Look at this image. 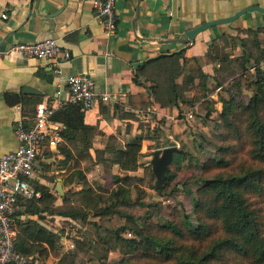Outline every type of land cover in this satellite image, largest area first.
Segmentation results:
<instances>
[{
	"label": "crops",
	"instance_id": "1",
	"mask_svg": "<svg viewBox=\"0 0 264 264\" xmlns=\"http://www.w3.org/2000/svg\"><path fill=\"white\" fill-rule=\"evenodd\" d=\"M251 7L264 10V0H117V29L107 33L95 15L91 0H0V157L18 146L14 135L17 121L25 119L29 124L40 104L53 108L54 112L61 110L68 100L63 80L84 74L94 82L99 95L109 94L114 100L102 102L98 96L84 114V123L90 129L85 140L89 146L86 144L88 147L82 153L85 159L80 158V150L76 154L72 149L73 146L84 148L78 140L61 137L58 148L49 152L66 163L77 158L79 161L95 159L100 153L115 167L112 175L135 177L137 170L124 172L112 163L115 154L111 148L123 150L141 140L140 164V159L146 157L145 153L154 144L150 134L157 129L156 125L165 124L171 130L183 131L185 125L181 120H192V109L198 110L201 103L200 100L195 104L198 108L180 113L177 107H163L157 101L159 95H153L151 88H168L173 82L182 91L183 98L194 100L196 92H188L187 88H195L203 73L207 76V93L215 99L212 87L218 69L223 66L218 58L235 59L242 50L239 39L248 32L256 33L259 39L264 37V14L248 12L232 23L203 31L191 43L172 41L199 25L230 18ZM48 38L56 40L59 48L71 55V59L62 64L60 76L43 60H26L7 54L13 45ZM225 40L232 41L226 44ZM29 89L33 91L28 92ZM188 115L192 119H188ZM60 127L62 131L64 127L61 124ZM44 161H49L45 154L38 161L33 187L40 194L47 188L54 200L50 204L45 200L39 203L37 199L22 202L21 215L14 225L23 232L30 222L32 232L43 229L57 234L58 254L40 242L45 254L36 251L30 258L35 264H61L65 256L61 246L68 240L58 226L60 222L75 221L58 215L64 198L59 194L56 198L40 177ZM83 172L85 179H89L90 175ZM56 181L67 192L81 191V184L65 185L61 178ZM25 237V233L22 234L24 241L38 243Z\"/></svg>",
	"mask_w": 264,
	"mask_h": 264
},
{
	"label": "rangeland",
	"instance_id": "2",
	"mask_svg": "<svg viewBox=\"0 0 264 264\" xmlns=\"http://www.w3.org/2000/svg\"><path fill=\"white\" fill-rule=\"evenodd\" d=\"M239 40L242 50L235 59L218 58L223 66L218 69L216 83L212 87V94L216 93L215 99L206 93L207 97L201 99L199 109H192L194 118L189 122L181 120L185 125L183 131H174L165 124L162 126L158 124L157 129L150 134L154 141L153 147L163 149L176 146L184 151L183 155L174 156L169 167V172L174 177L172 181L166 180L160 196L153 189L155 178L148 162L151 160L150 151L145 153L146 157L140 159V167L137 173L133 174L135 177L131 182L135 186L131 194L132 200L138 206L116 207L118 214L130 216L127 221L119 215H103L105 212L94 209L92 193L74 192L73 189L67 192L63 188L64 202L58 208V212L61 214L81 212L87 215L84 221L59 223L58 229L61 228L62 236L68 240L61 246L65 255L61 264H119L122 260L138 264L155 262L156 260L144 256L147 253L138 251L139 248L137 250L129 248L121 240L136 239L142 242L141 238L135 235V231L138 230L158 237L173 236L166 228L169 223L182 231H185V226L189 229L196 228L198 220L195 215V201L201 197L202 186L199 178L210 177L220 172H241L253 165L264 167V163L255 159L251 152L253 148L251 135L246 130L249 121L247 122L248 114L244 107L253 92L240 85L239 80L243 70L251 76L252 82L264 79V37L259 39L256 33L248 32ZM231 41L225 40L226 44ZM206 99L207 104L204 103ZM193 107L198 108L196 105ZM261 117L264 123V111L261 112ZM72 149L77 154L81 148L73 146ZM45 156L49 161L41 163L40 177L48 183V188L54 191L56 198H59L55 191L59 183L56 179L61 178V183L64 181L65 184L70 180L68 170L82 168L90 175L89 179L86 178L85 188L90 187L94 194L101 196L103 198L101 204L111 203L106 198H110L108 194L112 189V177L116 176L112 175L115 167L105 161L100 153L96 154L95 159L79 161L77 159L80 158L76 157L77 159L72 162L69 160L66 164L62 163L64 161H58L50 152ZM219 160L226 161L228 166L224 169L212 167V161ZM255 199L254 206L263 208L264 197L261 195L260 199ZM261 210L260 220L264 222V210ZM204 220L211 225L210 236L203 240L201 237L197 241L189 238L187 241L188 245L199 250H205L212 240L224 237L216 222ZM125 226H128V229L123 231ZM224 260L225 264H254L248 258L236 257L231 252L224 254Z\"/></svg>",
	"mask_w": 264,
	"mask_h": 264
},
{
	"label": "trees",
	"instance_id": "3",
	"mask_svg": "<svg viewBox=\"0 0 264 264\" xmlns=\"http://www.w3.org/2000/svg\"><path fill=\"white\" fill-rule=\"evenodd\" d=\"M206 79L207 76L203 73L200 75V82L195 88L188 86V92H196L197 97L192 99H185L182 97L181 90L172 82L168 88H160L154 86L151 88L153 95L158 96L157 101L163 107H177L181 113L183 110L193 108L195 104L202 98H206ZM240 85H243L249 91L253 92L248 104L244 107V111L248 114L247 131L251 135L253 148L251 150L255 159L264 163V123L262 121L261 112L264 111V79L251 81V76L247 72L240 75ZM181 91V92H180ZM140 96H137L139 98ZM200 97V98H199ZM134 99H132L133 101ZM144 102L145 99L141 97ZM207 99L204 101L207 104ZM86 110L80 105L67 103L61 110L54 112L51 120L55 123L61 124L64 129L61 131V137L67 140H78L83 143L80 149L79 156L85 159L82 155L86 151L89 143L85 140L89 134V127L84 123V114ZM88 144V146L86 145ZM113 164H116L124 172L136 171L140 164V150L141 140H137L127 145L123 150H114ZM157 147L152 145L149 147L150 156ZM108 150V148H107ZM110 151V149L108 150ZM48 153L45 152V154ZM66 164V162H63ZM212 167L216 169H224L228 163L224 160L212 161ZM70 180L65 182V185L76 182L81 184V193L90 192L92 197L93 208L100 212H105L103 215H119L127 221L130 216L118 214L116 207L124 206H138L132 200V192L135 186L131 183L134 181L133 177H112L113 188L108 194V199L111 203L105 204L102 202V197L94 194L90 187L85 188L87 181L84 176L83 169L68 170ZM174 175L167 172V180L172 181ZM202 182L201 197L195 201V215L197 216L198 226L194 229H189L185 226V231L179 229L176 225L169 223L166 228L170 230L173 236L158 237L154 234H144L140 230L135 231V235L141 238L142 242L135 240L124 239L127 247L138 251L147 253L144 255L154 261L146 264H225L224 254L226 252L233 253L236 257L248 258L254 264H264V222H261L260 211L263 208H256L254 206L255 198L260 199L261 195L264 197V167L260 165L248 166L241 172L229 173L220 172L213 176H202L199 178ZM64 182V181H63ZM165 185V184H164ZM164 188V186H163ZM90 193H88L90 195ZM255 199V200H254ZM46 204L53 202L54 198L49 194L47 188L42 189L41 196L36 201ZM21 201L22 202H31ZM256 204V203H255ZM264 204V200H263ZM21 215L18 212L13 216L11 224L16 232V250L25 257H30L36 251L41 255L45 254L44 247L40 242L45 243L51 252L58 254L59 246L57 245L59 237L52 232H46L43 229H38L32 232L30 222L23 232L15 228L14 221ZM58 215L68 217L72 220H82L87 215L81 212H71L68 214ZM203 217V218H202ZM204 219L216 222L224 237L217 238L211 241L205 250H199L188 245L187 241H197L201 237L211 234V225ZM128 229V226L123 228V231ZM26 235V239H34L38 243H31L24 241L22 234ZM182 241V242H181ZM151 254V255H150ZM150 255V256H149ZM220 261V263H217ZM119 264H138L132 261L122 260Z\"/></svg>",
	"mask_w": 264,
	"mask_h": 264
},
{
	"label": "built area",
	"instance_id": "4",
	"mask_svg": "<svg viewBox=\"0 0 264 264\" xmlns=\"http://www.w3.org/2000/svg\"><path fill=\"white\" fill-rule=\"evenodd\" d=\"M117 0H91L96 17L105 32L117 29L115 5ZM4 18L5 15H2ZM8 55H18L26 60L38 59L49 64L56 76L61 74L62 64L71 59L67 50H61L54 39L35 43H20L10 47ZM67 90L66 103L80 105L88 110L97 100L111 102L109 94L99 95L94 82L86 75L69 76L63 80ZM53 108L44 104L36 107L33 120L17 121L14 135L18 146L15 151L0 157V264H35L33 259L20 255L16 250V232L11 220L21 210V201L39 199L41 194L33 187L38 161L45 152L56 150L61 143V127L51 120ZM188 119H192L188 115Z\"/></svg>",
	"mask_w": 264,
	"mask_h": 264
},
{
	"label": "water",
	"instance_id": "5",
	"mask_svg": "<svg viewBox=\"0 0 264 264\" xmlns=\"http://www.w3.org/2000/svg\"><path fill=\"white\" fill-rule=\"evenodd\" d=\"M257 11L264 14V10L257 7H251L246 10L240 11L237 14L231 16L230 18L218 21L208 22L202 25H199L192 30L185 32L180 38L172 41L173 43L187 44L195 41L197 35L203 31L220 25H225L234 22L238 18L247 14L248 12ZM33 90H28L31 92ZM184 151L176 146L166 147L163 149H156L151 154L150 166L152 174L155 178L153 189L160 196L162 194L163 186L167 180V172L171 166L174 156L183 155ZM56 192L63 196V189L60 184L57 185Z\"/></svg>",
	"mask_w": 264,
	"mask_h": 264
}]
</instances>
